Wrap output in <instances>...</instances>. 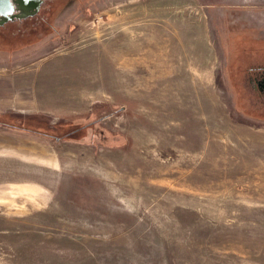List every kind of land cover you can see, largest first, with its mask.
Masks as SVG:
<instances>
[{"label": "rangeland", "instance_id": "rangeland-1", "mask_svg": "<svg viewBox=\"0 0 264 264\" xmlns=\"http://www.w3.org/2000/svg\"><path fill=\"white\" fill-rule=\"evenodd\" d=\"M18 20L0 85L32 72L43 116L0 172V264H264V0H46Z\"/></svg>", "mask_w": 264, "mask_h": 264}, {"label": "crops", "instance_id": "crops-1", "mask_svg": "<svg viewBox=\"0 0 264 264\" xmlns=\"http://www.w3.org/2000/svg\"><path fill=\"white\" fill-rule=\"evenodd\" d=\"M3 70L0 71V77ZM7 81V80H6ZM5 82V80H4ZM38 83L32 72L24 71L13 77L8 87L0 85V116L3 123H0V172L11 171L14 167H25L27 156L32 154L33 147L27 148L25 144L18 147L17 133L31 135L30 131L18 130L8 126L16 119V116L23 115L26 118H33L32 109L37 108Z\"/></svg>", "mask_w": 264, "mask_h": 264}, {"label": "flooded vegetation", "instance_id": "flooded-vegetation-1", "mask_svg": "<svg viewBox=\"0 0 264 264\" xmlns=\"http://www.w3.org/2000/svg\"><path fill=\"white\" fill-rule=\"evenodd\" d=\"M45 3L46 0H40V3L38 4L39 9L37 11H35L34 9L30 11L29 9L28 14L29 15L32 14V15L28 17L32 18L39 15V13L44 9ZM33 6H35V4ZM15 7L16 10L14 12V15L19 16L23 14L19 5L15 4ZM17 21H21V20L15 18L14 20L9 22H4L3 24H8L10 22H17ZM0 22H1V18H0ZM249 85L257 93V95L261 98V100L264 101V65L254 67L249 71Z\"/></svg>", "mask_w": 264, "mask_h": 264}, {"label": "water", "instance_id": "water-1", "mask_svg": "<svg viewBox=\"0 0 264 264\" xmlns=\"http://www.w3.org/2000/svg\"><path fill=\"white\" fill-rule=\"evenodd\" d=\"M40 0H0V18L2 25L4 22H9L16 19H23L29 15V9L32 11L33 9L37 11L39 9L38 4ZM15 4L19 5L23 14L16 16L14 12L16 10ZM32 4V7H31ZM35 4V6H33Z\"/></svg>", "mask_w": 264, "mask_h": 264}, {"label": "trees", "instance_id": "trees-1", "mask_svg": "<svg viewBox=\"0 0 264 264\" xmlns=\"http://www.w3.org/2000/svg\"><path fill=\"white\" fill-rule=\"evenodd\" d=\"M21 21H24V20H21ZM24 118H23V116H21V115H17L16 116V119L14 120V121H12V123L11 124H8V126L9 127H11V128H14V129H19V130H27V131H31L32 132V129H29V128H27L26 127V125H25V123H23L22 122V120H23ZM62 125V124H64V123H62V121H60V122H57L55 125H56V127L58 126V125ZM71 126V125H70ZM59 127V126H58ZM55 129H57V128H55ZM50 131V130H49ZM51 131H54V128L51 130ZM36 133H38V134H40V135H42V134H44V135H47V136H49L48 134H46V133H39L38 131H35ZM48 133V132H47ZM43 135V136H44ZM50 137V136H49Z\"/></svg>", "mask_w": 264, "mask_h": 264}, {"label": "snow or ice", "instance_id": "snow-or-ice-1", "mask_svg": "<svg viewBox=\"0 0 264 264\" xmlns=\"http://www.w3.org/2000/svg\"><path fill=\"white\" fill-rule=\"evenodd\" d=\"M25 2H26V0H25Z\"/></svg>", "mask_w": 264, "mask_h": 264}]
</instances>
